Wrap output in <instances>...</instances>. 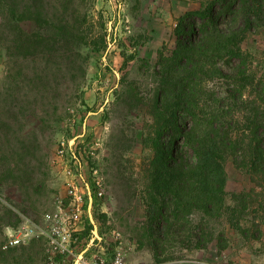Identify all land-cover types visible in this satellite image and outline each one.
Here are the masks:
<instances>
[{
	"label": "rangeland",
	"instance_id": "obj_1",
	"mask_svg": "<svg viewBox=\"0 0 264 264\" xmlns=\"http://www.w3.org/2000/svg\"><path fill=\"white\" fill-rule=\"evenodd\" d=\"M214 3L0 0V264H74L45 238L11 248L7 236L24 218L74 216L78 203V254L90 245L110 262L121 248L130 264H156L145 233L157 70L177 46L180 20ZM242 49L264 90V28ZM225 171L227 210L214 227L226 250L217 242L176 249L171 264H264V174L231 158ZM97 183L105 193L92 209L99 238L93 230L88 240V187L96 194Z\"/></svg>",
	"mask_w": 264,
	"mask_h": 264
},
{
	"label": "trees",
	"instance_id": "obj_2",
	"mask_svg": "<svg viewBox=\"0 0 264 264\" xmlns=\"http://www.w3.org/2000/svg\"><path fill=\"white\" fill-rule=\"evenodd\" d=\"M263 28L264 0H215L180 20L176 48L160 59L145 233L156 264H171L176 249L205 251L217 242L226 250L214 226L227 210L228 159L249 174H264V90L242 49ZM93 198L96 206L100 200ZM87 226L90 240L89 219Z\"/></svg>",
	"mask_w": 264,
	"mask_h": 264
},
{
	"label": "built area",
	"instance_id": "obj_3",
	"mask_svg": "<svg viewBox=\"0 0 264 264\" xmlns=\"http://www.w3.org/2000/svg\"><path fill=\"white\" fill-rule=\"evenodd\" d=\"M96 195L101 200L105 193L100 183L96 184ZM85 214L78 203L77 213L74 216L59 213H49L43 217L41 223L31 218H24L18 227L12 228L7 236L8 247L16 248L34 238H45L49 248L55 253L66 257L74 264H130L127 262L123 250L118 248L110 262L99 252L89 250L80 258L78 246L81 244L77 221L79 216ZM121 246L119 237L116 239ZM84 252V251H83Z\"/></svg>",
	"mask_w": 264,
	"mask_h": 264
},
{
	"label": "water",
	"instance_id": "obj_4",
	"mask_svg": "<svg viewBox=\"0 0 264 264\" xmlns=\"http://www.w3.org/2000/svg\"><path fill=\"white\" fill-rule=\"evenodd\" d=\"M88 197H89V204H88V214H89V220L91 222V224L93 225L94 227V236L95 238H99L98 236V227L96 225V222L93 218V214H92V209H93V205H94V198H93V195H92V192L90 190V188L88 187ZM90 249V245L89 247L81 253L80 255V258H82L84 256V254Z\"/></svg>",
	"mask_w": 264,
	"mask_h": 264
}]
</instances>
